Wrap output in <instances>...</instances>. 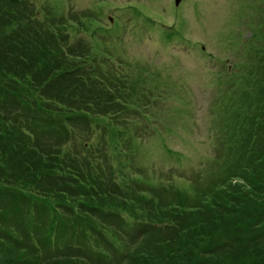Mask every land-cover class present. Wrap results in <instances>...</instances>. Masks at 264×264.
I'll return each mask as SVG.
<instances>
[{
    "label": "trees",
    "instance_id": "1",
    "mask_svg": "<svg viewBox=\"0 0 264 264\" xmlns=\"http://www.w3.org/2000/svg\"><path fill=\"white\" fill-rule=\"evenodd\" d=\"M51 24L53 28L45 26L26 5L0 0V210L11 205L13 212L22 206L36 213L32 232L11 222L10 241L0 229V264H87L76 257L92 252L89 246L66 245L63 252L61 247L69 237L87 244L86 235L100 234L96 218L126 224L134 233L136 245L126 247L123 258H115L117 264H264V49L251 69L253 118L246 132L240 127L254 141L249 147L242 143L239 157L230 162L246 184L195 188L191 194L171 186L167 192L176 200L166 203L156 189L151 197L125 194L129 189L123 192L113 183L109 169L96 172L90 161L83 167L42 139L57 127L53 111L60 108L55 103L93 115L121 111L95 73L78 71L85 61L79 62L78 52L68 45L65 26ZM81 118L88 117L73 115V120ZM14 156L17 161L10 163ZM90 179L96 189L87 187ZM80 196L84 198L77 204ZM122 196L130 200L128 206L114 203L123 204ZM173 201L178 205L169 206ZM120 207L134 217L131 222L117 213ZM0 222L8 224L1 212Z\"/></svg>",
    "mask_w": 264,
    "mask_h": 264
},
{
    "label": "rangeland",
    "instance_id": "2",
    "mask_svg": "<svg viewBox=\"0 0 264 264\" xmlns=\"http://www.w3.org/2000/svg\"><path fill=\"white\" fill-rule=\"evenodd\" d=\"M29 1L42 19L58 16L70 25L66 32L72 47L91 44L97 71L111 77V92L130 94L120 120L96 116L79 121L71 129L74 143L53 137L57 133L44 139L50 137L64 152L72 149L85 163L89 159L96 172L108 168L123 192L129 189L125 194L147 192L145 184H174L190 194L216 184L214 153H226L231 127L247 115L249 68L243 63H249L252 45L264 46V0H185L179 6L174 0ZM231 64L236 66L228 72ZM88 69L93 70L89 59ZM16 161L14 156L9 162ZM158 192L166 203L176 200L163 189ZM122 199L128 206L129 200ZM66 200L76 206L70 197ZM12 215L33 231L35 210L22 207ZM7 217L11 220V209ZM74 241L69 237L62 252L66 245L81 247Z\"/></svg>",
    "mask_w": 264,
    "mask_h": 264
},
{
    "label": "water",
    "instance_id": "3",
    "mask_svg": "<svg viewBox=\"0 0 264 264\" xmlns=\"http://www.w3.org/2000/svg\"><path fill=\"white\" fill-rule=\"evenodd\" d=\"M181 0H176V4L178 5L180 3Z\"/></svg>",
    "mask_w": 264,
    "mask_h": 264
}]
</instances>
